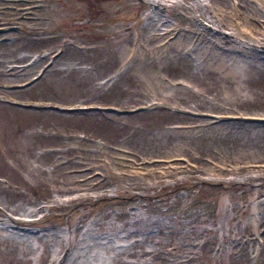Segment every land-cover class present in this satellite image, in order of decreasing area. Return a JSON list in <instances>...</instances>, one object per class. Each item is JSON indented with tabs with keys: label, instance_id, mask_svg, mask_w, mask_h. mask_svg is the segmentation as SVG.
I'll list each match as a JSON object with an SVG mask.
<instances>
[{
	"label": "rangeland",
	"instance_id": "374dc122",
	"mask_svg": "<svg viewBox=\"0 0 264 264\" xmlns=\"http://www.w3.org/2000/svg\"><path fill=\"white\" fill-rule=\"evenodd\" d=\"M165 4L0 0V264H264V0Z\"/></svg>",
	"mask_w": 264,
	"mask_h": 264
},
{
	"label": "bare ground",
	"instance_id": "6f19581e",
	"mask_svg": "<svg viewBox=\"0 0 264 264\" xmlns=\"http://www.w3.org/2000/svg\"><path fill=\"white\" fill-rule=\"evenodd\" d=\"M152 1V0H151ZM157 4L158 5H162V3L161 2H157ZM2 30H3V27L2 26H0V31L2 32ZM172 32L171 31H166L165 33H163L162 35H165V34H171ZM2 42H7L6 41V38L5 37H3V39H2ZM167 47V46H166ZM252 61H254V58H252ZM219 65L222 67V66H224V60H223V58H220L219 59ZM11 220V219H10ZM12 221V220H11ZM64 255H65V253H64Z\"/></svg>",
	"mask_w": 264,
	"mask_h": 264
}]
</instances>
